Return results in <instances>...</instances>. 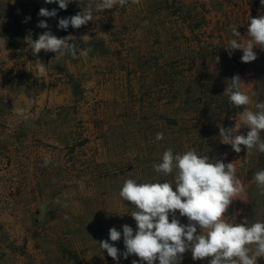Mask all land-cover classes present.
<instances>
[{
  "label": "rangeland",
  "instance_id": "rangeland-1",
  "mask_svg": "<svg viewBox=\"0 0 264 264\" xmlns=\"http://www.w3.org/2000/svg\"><path fill=\"white\" fill-rule=\"evenodd\" d=\"M166 6L165 14L154 15L151 5L133 3L127 20L125 6L94 11L93 16L114 10L117 15L99 23L90 40L75 39L78 58L81 50L92 49L85 59L70 54L55 59L47 52L45 64L56 70H64L61 66L69 60L78 62L77 76L65 74L63 82L47 85L22 69L30 61L17 48L27 44L24 9L17 12L9 0H0V35L16 31L2 37L0 46V264H117L98 243L108 240L123 253V237L110 241L109 229L122 234L127 224L135 233L131 202L122 201L119 190L129 178L172 181L174 174L163 176L153 169L168 148L174 154L195 149L213 163L234 162L243 191L233 197L226 214L236 223L264 221V195L253 176L264 170V153L253 150L247 156L243 145L240 153L234 152L220 142L218 128L238 122L239 107L223 95L234 75L245 91L256 92L255 101H264V50L254 48L257 59L243 63L242 50L229 54L225 49L234 38L231 26L246 38L249 17L264 15V4L180 0L174 10ZM51 30L57 37L74 31L58 28V22ZM50 86L60 93L49 94ZM157 133L164 139L157 141ZM176 215L188 223L178 211ZM133 260L139 264L137 256L120 255L118 264ZM209 260L194 261L188 251L180 264ZM257 264L264 262L258 259Z\"/></svg>",
  "mask_w": 264,
  "mask_h": 264
},
{
  "label": "clouds",
  "instance_id": "clouds-1",
  "mask_svg": "<svg viewBox=\"0 0 264 264\" xmlns=\"http://www.w3.org/2000/svg\"><path fill=\"white\" fill-rule=\"evenodd\" d=\"M54 2L58 3L60 9L66 10L72 0H45L49 4ZM131 2L139 3V0ZM128 3L129 0H89L82 11L59 19L58 28L67 30L71 26L79 29L93 21L94 10L111 9L116 5L124 7ZM261 3L264 4V0ZM39 15L55 17L57 11L41 8ZM248 20L247 37H242L238 28L232 25L234 38L225 47L229 54L242 50L243 63L257 59L254 48L264 50V15L249 17ZM37 26L48 28L45 20H40ZM75 39L72 35L57 37L51 31H45L35 40L30 33L25 37L33 55L43 50L55 53V59L69 54L78 58ZM80 39L91 38L83 35ZM91 51L90 47L83 49L79 56L87 57ZM215 62H219L218 56ZM35 67L40 74L46 71L45 64L39 60ZM230 82L223 95L233 107H243V111L237 113L238 122L233 127H218L220 142L231 145L236 153L242 151L243 145L247 156L252 155L253 150L264 153V101L253 99L255 91L244 90V82L238 74ZM16 111L20 115L24 113L23 109ZM241 129H247L246 134H240ZM155 139L163 140V133H157ZM44 163L47 165L49 160L46 158ZM153 169L163 176L174 174V179L141 183L129 178L119 190L122 201L131 202L130 216L136 222V230L134 233L133 228L125 224L122 234L112 227L108 235L112 242L120 241L123 237L124 252L121 253L108 240L98 243L101 250L106 251L117 264L120 255L125 259L130 255L137 256L139 264H156L157 261L158 264H180L183 254L188 251L194 261L210 258L209 264H257L258 259H264V221L250 222L245 219L236 223L226 214L233 197L243 191V182L237 175L234 162L226 164L222 159H217L213 163L208 155H200L195 149L174 154L168 148ZM253 176L260 194L264 195V170L255 172ZM78 186L83 190L82 181L78 182ZM56 202L60 203L59 198ZM177 211L180 217H187V224L180 222ZM132 264H138V261L133 260Z\"/></svg>",
  "mask_w": 264,
  "mask_h": 264
},
{
  "label": "crops",
  "instance_id": "crops-1",
  "mask_svg": "<svg viewBox=\"0 0 264 264\" xmlns=\"http://www.w3.org/2000/svg\"><path fill=\"white\" fill-rule=\"evenodd\" d=\"M72 1L74 2V4L72 3L74 6L69 5L66 9L67 11H65V10L59 8L58 3L54 2V3L49 4V3H45V0H24V1L23 0H9L11 6L13 8H16L17 12H21V8L24 9V11H23L24 14L22 15L23 21H24V23L22 25V27H23L22 30H23L24 35L27 36L30 33L31 37H36V38H38V36L40 34L44 33L45 31H51L55 35V33L51 30L54 22H58L59 19H61V18H65V17H69V16L77 14L78 12L82 11V9L85 8L88 4V3L84 4L83 1L81 2V0H72ZM21 3L24 5H21ZM132 4L133 3L131 2V0H129V3L125 5L124 15H125L126 20H127V18H126L127 8L130 7ZM135 4H137V3H135ZM138 4H140V5L146 4V6L151 5V8L153 10L154 15H159V14L162 15V14L166 13V9L168 7V6H166V4L173 5L172 10H174L175 6H179L180 0H139ZM155 5L158 9L157 11H156ZM41 8H46L50 11L52 9H56L57 15L55 17H41L39 15V10ZM76 9H78V12L77 11L75 12ZM116 15H117L116 10L110 12V14H107V16L102 15V13L95 14L93 16L94 17L93 21H89L88 24L81 26L79 29H74L73 32H68L65 36L72 35L75 38H81L83 35L89 36L91 33L96 34L97 31L99 30V27H97V25L99 23H103L106 18L115 19ZM27 17H30V19L26 20ZM18 18H19L18 23L20 25L21 16ZM40 20H45L46 23L48 24V28L44 29V28L38 27L37 25H38ZM95 24H96V27H95ZM15 33H16V31L14 28L12 30H9L6 32L3 31L2 34L0 35V46L2 44H4V41H1L2 37H4V36H15ZM17 34H19V32H17ZM17 48H18V50L24 49V51L26 52V55H29L30 61L25 63V65L23 66L22 69H24V71L26 72V75H29V77L31 79L38 80L42 83L47 82V85H49L50 84L49 82H52V81H54V84L57 82L58 83L63 82V80L65 79V76H66L65 74H69V75L73 74V76H77V74H78V70H77V68H78L77 63L78 62L77 61L76 62H70V60H69V62L66 63L65 66H63V65L61 66L62 68H64V70H61V69L56 70V69L51 67L50 62L47 65L45 64V55L47 52L41 50V52L39 54L33 55L31 52V47L28 46V44L24 45L23 43L18 45ZM8 50H9L8 46L4 45V51H8ZM48 55L49 56H51V55L55 56V53L48 52ZM79 59H85V57H79L77 60H79ZM93 59H94L93 63L97 62L95 56H93ZM37 60H39L41 63L45 64V66H46L45 73H43V74L38 73V71L35 67ZM49 61H50V58H49ZM126 64L127 63H125V65ZM20 65H22V64H20ZM48 89H50L48 92L49 94L60 93L59 90L57 91L52 86H50ZM262 262H264L263 259H261V263Z\"/></svg>",
  "mask_w": 264,
  "mask_h": 264
},
{
  "label": "trees",
  "instance_id": "trees-1",
  "mask_svg": "<svg viewBox=\"0 0 264 264\" xmlns=\"http://www.w3.org/2000/svg\"><path fill=\"white\" fill-rule=\"evenodd\" d=\"M241 108H242V107H239V108H238V110L236 111V114H237L238 112H241Z\"/></svg>",
  "mask_w": 264,
  "mask_h": 264
}]
</instances>
